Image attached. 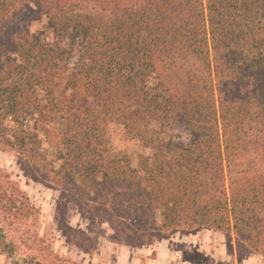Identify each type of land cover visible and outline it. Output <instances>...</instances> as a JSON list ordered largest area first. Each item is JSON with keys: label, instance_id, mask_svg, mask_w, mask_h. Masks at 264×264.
I'll return each instance as SVG.
<instances>
[{"label": "trees", "instance_id": "obj_1", "mask_svg": "<svg viewBox=\"0 0 264 264\" xmlns=\"http://www.w3.org/2000/svg\"><path fill=\"white\" fill-rule=\"evenodd\" d=\"M112 126L147 152L135 167ZM0 151L117 243L207 229L264 258V0H0ZM34 219L2 177L0 222ZM0 255L17 263L1 225Z\"/></svg>", "mask_w": 264, "mask_h": 264}, {"label": "rangeland", "instance_id": "obj_2", "mask_svg": "<svg viewBox=\"0 0 264 264\" xmlns=\"http://www.w3.org/2000/svg\"><path fill=\"white\" fill-rule=\"evenodd\" d=\"M30 31L53 39L46 20L33 23ZM109 134L114 152L128 156L133 167L138 156L147 153L115 126ZM4 176L25 193L36 210V219L26 225L0 222L16 246V264H30L31 256L42 260L43 255L50 264H264L262 256L240 250L233 236L207 229L169 233L143 246L122 245L113 241L110 228L100 221L104 216L91 213L77 198L49 186L14 153L0 151V180ZM68 227L79 231L80 237L68 232ZM0 264L14 262L0 255Z\"/></svg>", "mask_w": 264, "mask_h": 264}]
</instances>
